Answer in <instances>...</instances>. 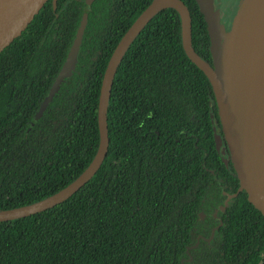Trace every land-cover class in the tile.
I'll return each instance as SVG.
<instances>
[{
  "label": "trees",
  "instance_id": "trees-1",
  "mask_svg": "<svg viewBox=\"0 0 264 264\" xmlns=\"http://www.w3.org/2000/svg\"><path fill=\"white\" fill-rule=\"evenodd\" d=\"M151 1H93L75 68L44 109L86 0H48L0 53V210L60 191L91 163L108 61ZM183 1L193 46L212 62L199 5ZM107 121L109 150L90 181L49 209L0 222V264H264V215L245 191L225 205L239 179L216 147L213 88L185 52L176 9L157 13L128 49ZM215 210L214 239L189 248L209 236Z\"/></svg>",
  "mask_w": 264,
  "mask_h": 264
},
{
  "label": "water",
  "instance_id": "water-1",
  "mask_svg": "<svg viewBox=\"0 0 264 264\" xmlns=\"http://www.w3.org/2000/svg\"><path fill=\"white\" fill-rule=\"evenodd\" d=\"M47 1L0 0V53L24 32ZM196 1L207 23L212 62L206 61L193 46L192 16L187 4L183 0H152L123 34L108 61L98 106L100 142L91 163L60 191L36 202L1 209L0 222L29 216L64 202L96 174L109 150L107 114L117 70L141 31L166 8L178 11L185 52L206 74L213 88L222 126L220 133L214 125L216 147L226 163L232 162L239 179V188L228 194L225 205L245 191L249 202L264 215V0H239L229 29L222 22L221 6L216 0ZM92 2L87 0L67 60L42 109L75 68ZM53 5L57 7V0H53ZM223 140L229 157L224 155ZM225 205L220 209L225 210Z\"/></svg>",
  "mask_w": 264,
  "mask_h": 264
},
{
  "label": "flooded vegetation",
  "instance_id": "flooded-vegetation-1",
  "mask_svg": "<svg viewBox=\"0 0 264 264\" xmlns=\"http://www.w3.org/2000/svg\"><path fill=\"white\" fill-rule=\"evenodd\" d=\"M94 1V0H93ZM86 3H87V0H86ZM93 3V2H92ZM218 3L220 4L221 6V9H222V6H223V0H218ZM88 4V3H87ZM238 4H239V0H237L236 4H233L232 7H233V10L234 12L238 9ZM234 7H236V9H234ZM222 11V21L223 23L225 24L226 28L229 29L230 26H231V22H232V17H231V21L229 19H227L225 16H224V11L223 9L221 10ZM234 17V16H233ZM218 127V126H217ZM218 132L222 133V126H221V123H220V127H218ZM222 148H224V155H227L229 157L230 155V152L228 150V147H227V143L225 140H223V145H222ZM219 209H220V206H219ZM213 217H214V224L211 226V230H210V234L209 236H204L203 234H200L198 237H197V240H196V243L192 246H190L189 248H193L195 246H198L201 242V239L206 241L207 243H211V241L214 239V236H215V232L216 230L218 229L219 225L223 223V219L218 215V210H215L214 213H213ZM207 218V215L205 214L204 217H202L201 215V220H205ZM198 243V244H197ZM197 244V245H196ZM188 248V249H189ZM189 261H191L192 259H187Z\"/></svg>",
  "mask_w": 264,
  "mask_h": 264
},
{
  "label": "rangeland",
  "instance_id": "rangeland-1",
  "mask_svg": "<svg viewBox=\"0 0 264 264\" xmlns=\"http://www.w3.org/2000/svg\"><path fill=\"white\" fill-rule=\"evenodd\" d=\"M218 2V0H216ZM237 0H223V6H222V9L224 11V16L229 19L231 21V17H233L234 15V10H233V7L232 5L233 4H236ZM221 9V10H222ZM234 9H236V7H234ZM236 13V11H235ZM233 20V19H232ZM223 22V21H222ZM232 23V22H231Z\"/></svg>",
  "mask_w": 264,
  "mask_h": 264
}]
</instances>
